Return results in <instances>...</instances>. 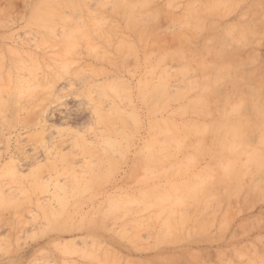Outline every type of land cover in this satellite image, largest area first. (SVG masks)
I'll list each match as a JSON object with an SVG mask.
<instances>
[{
  "label": "rangeland",
  "instance_id": "1",
  "mask_svg": "<svg viewBox=\"0 0 264 264\" xmlns=\"http://www.w3.org/2000/svg\"><path fill=\"white\" fill-rule=\"evenodd\" d=\"M0 264H264V0H0Z\"/></svg>",
  "mask_w": 264,
  "mask_h": 264
},
{
  "label": "bare ground",
  "instance_id": "2",
  "mask_svg": "<svg viewBox=\"0 0 264 264\" xmlns=\"http://www.w3.org/2000/svg\"><path fill=\"white\" fill-rule=\"evenodd\" d=\"M122 4V3H121ZM128 8H130L131 9V7L130 6H127ZM123 11V10H122ZM131 12V11H130ZM129 13V12H128ZM132 15V14H131ZM223 68H225L224 66H223ZM225 70H226V68H225ZM222 71V70H221ZM219 74H221V73H219ZM216 77V76H215ZM217 78V77H216ZM218 80V79H217ZM254 94V93H253ZM255 95V94H254ZM255 97H253V99H254ZM253 101V100H252ZM254 102H255V100H254ZM228 104H229V102H228ZM232 104H230V106H231ZM229 106V107H230ZM234 106V105H233ZM224 107H225V105H224ZM234 108V107H233ZM240 108V106L239 107H237V109H239ZM254 108V107H253ZM229 109V108H228ZM235 110H237L236 109V107L234 108ZM240 111H241V109H239ZM256 111H257V109H255ZM234 112V111H233ZM238 112V111H237ZM242 122H243V118H242V120H241ZM246 122V121H245ZM245 122L244 123H241V124H243V126L245 125ZM239 125L238 127L241 129L243 126L242 125ZM248 123H246V125H247ZM237 125V124H236ZM233 126V125H232ZM240 126H242V127H240ZM245 127V126H244ZM233 129H235V128H233ZM233 133H234V131H233ZM239 133V132H238ZM238 133H237V135H238ZM242 133V132H241ZM240 134V133H239ZM242 135H243V133H242ZM240 137H242V136H240ZM240 139V138H239ZM243 142V141H242ZM244 143V142H243ZM241 145H242V143H241ZM240 145V146H241Z\"/></svg>",
  "mask_w": 264,
  "mask_h": 264
}]
</instances>
